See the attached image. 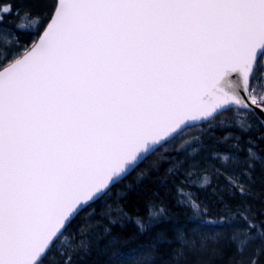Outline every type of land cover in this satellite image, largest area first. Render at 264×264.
I'll return each instance as SVG.
<instances>
[{
  "label": "snow or ice",
  "instance_id": "1",
  "mask_svg": "<svg viewBox=\"0 0 264 264\" xmlns=\"http://www.w3.org/2000/svg\"><path fill=\"white\" fill-rule=\"evenodd\" d=\"M257 169L264 0H0V264H264Z\"/></svg>",
  "mask_w": 264,
  "mask_h": 264
},
{
  "label": "trees",
  "instance_id": "2",
  "mask_svg": "<svg viewBox=\"0 0 264 264\" xmlns=\"http://www.w3.org/2000/svg\"><path fill=\"white\" fill-rule=\"evenodd\" d=\"M229 132H239V129L233 127H215L206 131L205 135L219 138L220 143L223 144L225 142L222 138ZM245 136H247V134H245ZM241 154L243 155L244 153ZM141 167L143 168L144 166L142 165ZM139 171L140 169H137V173ZM137 173H133V176L136 177ZM160 174H163V172ZM152 175L155 176L156 174L153 173ZM139 185L141 195L136 196L133 194L131 200H129L125 206V210L133 217V220L127 226L121 227L119 224L113 225L109 223L110 217L104 216L102 212L98 214L92 221V228L97 229L101 235L103 234V229L105 226L112 228L116 233H119L121 247L124 250L137 249L141 246L148 245L151 241V237L149 235L141 234L139 226L135 224V216L146 209L149 200L153 197V193L156 190V185L153 183V180L149 179L148 177H139ZM261 197H264V182H262L259 169H257L254 190L250 194V198L256 199L258 201ZM114 207L115 205L113 204V208ZM115 215L116 213L113 211L112 216ZM189 223L190 220L188 216L179 215L173 217V219L167 225H165V227L171 230L174 225H185ZM100 243H104L103 239H101ZM231 254L232 249H225V253L223 255L215 258L214 264H229ZM103 259L104 258L102 256H97V254L94 252L92 255L82 260L80 264H103Z\"/></svg>",
  "mask_w": 264,
  "mask_h": 264
}]
</instances>
